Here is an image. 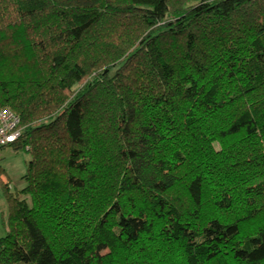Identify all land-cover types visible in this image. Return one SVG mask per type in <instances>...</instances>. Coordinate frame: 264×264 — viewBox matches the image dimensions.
Listing matches in <instances>:
<instances>
[{
	"label": "trees",
	"instance_id": "trees-1",
	"mask_svg": "<svg viewBox=\"0 0 264 264\" xmlns=\"http://www.w3.org/2000/svg\"><path fill=\"white\" fill-rule=\"evenodd\" d=\"M3 109L0 264H264V0H0Z\"/></svg>",
	"mask_w": 264,
	"mask_h": 264
},
{
	"label": "rangeland",
	"instance_id": "rangeland-1",
	"mask_svg": "<svg viewBox=\"0 0 264 264\" xmlns=\"http://www.w3.org/2000/svg\"><path fill=\"white\" fill-rule=\"evenodd\" d=\"M21 159L26 160V163H24L26 167L30 159V154L27 151L16 153L8 146L0 149V164L6 171V175L3 179L4 181L10 182V186L13 190H21L26 186V183L23 180L25 171H20L21 164H18ZM0 194L3 195L1 188Z\"/></svg>",
	"mask_w": 264,
	"mask_h": 264
},
{
	"label": "built area",
	"instance_id": "built-area-1",
	"mask_svg": "<svg viewBox=\"0 0 264 264\" xmlns=\"http://www.w3.org/2000/svg\"><path fill=\"white\" fill-rule=\"evenodd\" d=\"M20 118L10 109L0 111V148L14 143L19 137Z\"/></svg>",
	"mask_w": 264,
	"mask_h": 264
},
{
	"label": "crops",
	"instance_id": "crops-1",
	"mask_svg": "<svg viewBox=\"0 0 264 264\" xmlns=\"http://www.w3.org/2000/svg\"><path fill=\"white\" fill-rule=\"evenodd\" d=\"M18 153V152H16ZM26 160L25 159H21V161L18 164H21V168L20 171H25L26 167L25 164ZM9 179V178H8ZM7 204L6 201L3 197V195L0 194V237L4 235L5 232V224L7 221Z\"/></svg>",
	"mask_w": 264,
	"mask_h": 264
}]
</instances>
